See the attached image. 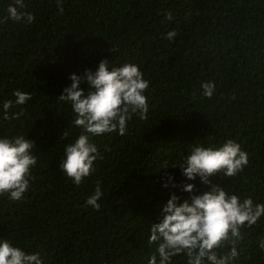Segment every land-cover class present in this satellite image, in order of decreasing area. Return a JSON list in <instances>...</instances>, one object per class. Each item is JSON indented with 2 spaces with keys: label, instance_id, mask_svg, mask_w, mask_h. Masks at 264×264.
<instances>
[{
  "label": "trees",
  "instance_id": "16d2710c",
  "mask_svg": "<svg viewBox=\"0 0 264 264\" xmlns=\"http://www.w3.org/2000/svg\"><path fill=\"white\" fill-rule=\"evenodd\" d=\"M13 3L0 0V138L34 141L38 163L23 200L0 197V240L40 253L43 264H149L156 248L148 244L150 225L162 205L173 193L179 203L190 199L182 191L186 183L197 195L210 190L172 168L193 143L237 142L249 164L236 177L213 182L241 201L264 203V0H63V12L56 0H25L23 11L35 16L31 24L6 19ZM173 30L177 36L169 41ZM104 59L139 67L150 82L148 118L134 115L124 136L95 137L103 158L76 186L59 165L82 130L58 98L72 74L95 72ZM205 82L216 85L211 99L202 95ZM17 89L32 99L10 109L22 116L6 120L3 103L15 100ZM168 176L177 187L163 186ZM98 181L104 195L95 210L86 199ZM241 231L230 264H264V217ZM172 264L187 258L178 255Z\"/></svg>",
  "mask_w": 264,
  "mask_h": 264
},
{
  "label": "clouds",
  "instance_id": "9594fccd",
  "mask_svg": "<svg viewBox=\"0 0 264 264\" xmlns=\"http://www.w3.org/2000/svg\"><path fill=\"white\" fill-rule=\"evenodd\" d=\"M57 7L63 12V0H56ZM25 0H14L10 4L6 19L13 22L31 24L35 21L32 13L23 11ZM166 19H173L168 12ZM176 31H169L166 39L173 41ZM113 52V50L111 49ZM71 85L65 87L58 102L70 105L73 112V125L82 131L73 143L64 148V159L59 170L76 186L96 171L94 162L102 159L95 137L118 132L127 133V124L137 115L146 120L149 112L147 97L149 81L144 79L139 67L132 63L120 66L110 64L107 59L99 63L95 72L86 69L82 75L72 74ZM202 95L212 98L216 85L205 82L201 85ZM15 100L3 103L4 119H18L23 110L9 115L13 106H23L32 99L22 90H14ZM65 137L68 132L65 131ZM34 141L23 135L0 138V197L13 201L24 199L31 182L35 179L33 169L38 157L33 154ZM249 164V155L234 140H227L219 147H203L190 144L189 154L178 167L188 180L200 178L201 183L210 190L194 194V184H184L182 191L190 199L179 203L180 197L172 194L162 205L158 222L151 223L149 245H156L151 253L149 264H172L174 257L183 254L187 264H230L238 256L237 244L244 239L242 228H251L264 217V203L254 204L251 197L243 201L235 194H229L213 178L236 177ZM162 169H168L163 165ZM174 177L168 176L163 186L177 187L172 183ZM104 193L99 181L95 192L86 199V206L95 210L101 208L98 201ZM223 255L218 250L229 249ZM259 248L264 251V239L259 240ZM0 264H43L40 253H27L14 247L7 239L0 240Z\"/></svg>",
  "mask_w": 264,
  "mask_h": 264
}]
</instances>
